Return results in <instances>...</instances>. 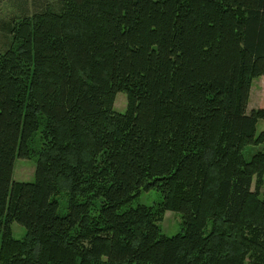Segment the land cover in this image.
<instances>
[{
	"label": "trees",
	"instance_id": "16d2710c",
	"mask_svg": "<svg viewBox=\"0 0 264 264\" xmlns=\"http://www.w3.org/2000/svg\"><path fill=\"white\" fill-rule=\"evenodd\" d=\"M9 32L0 264H264V0H63ZM152 190L158 207H130Z\"/></svg>",
	"mask_w": 264,
	"mask_h": 264
},
{
	"label": "rangeland",
	"instance_id": "374dc122",
	"mask_svg": "<svg viewBox=\"0 0 264 264\" xmlns=\"http://www.w3.org/2000/svg\"><path fill=\"white\" fill-rule=\"evenodd\" d=\"M63 5V0H0V54L5 53L11 46L12 35L9 29L24 17H30L36 13L51 10L60 12ZM259 79L253 81L252 95L249 97L247 111L250 112L256 106H262L257 103L259 97L264 95L263 84L259 85ZM261 89V91H260ZM129 107V101L125 93H118L114 109L117 112L125 113ZM264 131V121L261 120L256 126L257 134ZM262 147L250 146L245 149L244 155L247 160L261 150ZM36 159H22L17 157L14 164L13 181L22 183H31L35 180ZM161 194L157 191L143 192L130 207L135 208L138 205H146L158 207L161 202ZM128 207V208H130ZM65 213V209L61 208V214ZM158 224L163 232L168 237H173L182 232V216L178 212L167 211L161 214ZM12 232L15 239H22L25 236L26 229L17 222L12 225Z\"/></svg>",
	"mask_w": 264,
	"mask_h": 264
},
{
	"label": "crops",
	"instance_id": "0c3cea01",
	"mask_svg": "<svg viewBox=\"0 0 264 264\" xmlns=\"http://www.w3.org/2000/svg\"><path fill=\"white\" fill-rule=\"evenodd\" d=\"M261 84H263V86H264V76L259 79V85L258 86H260ZM252 88H253V85H252ZM260 91H261V89H260ZM251 95H252V89H251L250 96ZM257 103L260 104V105H262V106H256V108H254V109L264 108V95H262V96L259 97V100L257 101Z\"/></svg>",
	"mask_w": 264,
	"mask_h": 264
},
{
	"label": "bare ground",
	"instance_id": "6f19581e",
	"mask_svg": "<svg viewBox=\"0 0 264 264\" xmlns=\"http://www.w3.org/2000/svg\"><path fill=\"white\" fill-rule=\"evenodd\" d=\"M251 89H252V87H251ZM250 94H251V91H250Z\"/></svg>",
	"mask_w": 264,
	"mask_h": 264
}]
</instances>
